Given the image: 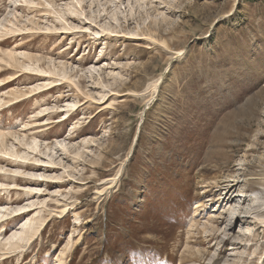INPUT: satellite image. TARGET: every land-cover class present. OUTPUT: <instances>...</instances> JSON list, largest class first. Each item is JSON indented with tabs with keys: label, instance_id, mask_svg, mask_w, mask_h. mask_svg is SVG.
I'll return each mask as SVG.
<instances>
[{
	"label": "rangeland",
	"instance_id": "1",
	"mask_svg": "<svg viewBox=\"0 0 264 264\" xmlns=\"http://www.w3.org/2000/svg\"><path fill=\"white\" fill-rule=\"evenodd\" d=\"M1 70L0 264H264V0H0Z\"/></svg>",
	"mask_w": 264,
	"mask_h": 264
},
{
	"label": "bare ground",
	"instance_id": "2",
	"mask_svg": "<svg viewBox=\"0 0 264 264\" xmlns=\"http://www.w3.org/2000/svg\"><path fill=\"white\" fill-rule=\"evenodd\" d=\"M7 74H9V71L8 70H1L0 71V78H2V77H4V76H6ZM35 75V73H30V72H25L23 75H20V77H25V76H28V77H31V78H39L38 80H40L42 77H38V76H34ZM42 79H44V78H42ZM41 79V80H42ZM2 80H0V82H1ZM14 81H17V79H13V80H11V81H8V82H6V83H3V84H1L0 85V88H2V87H6L7 86V84L8 85H10V84H12V82H14ZM53 86H55V88L53 87ZM52 87H53V89H58V88H56V85H53ZM61 86L63 87L64 85H62L61 84ZM52 87H49V88H47L46 90H49V89H51ZM39 89V88H38ZM41 92V91H40ZM40 92H37L36 94H34L32 97L33 98H35V97H39V95H40ZM43 92V91H42ZM35 96V97H34ZM18 98H20V97H18ZM17 99V98H16ZM9 102H11V101H8V103ZM4 106V105H3ZM74 107V106H73ZM69 108V107H68ZM73 109V108H72ZM77 109H78V111H79V107L78 108H76V107H74V109L72 110V113H70V114H72L71 116H73V115H76L78 112H77ZM71 110V109H70ZM69 113V112H68ZM70 114H67V118L65 119V120H67L68 118H70L71 116H69ZM45 116V115H44ZM69 116V117H68ZM64 120V121H65ZM6 137H8L7 135H5V134H2V133H0V138H2L3 139V141H4V139L6 138ZM1 141V140H0ZM2 141V144L4 143ZM31 150H33V152H36L37 150H38V148L36 147V148H33V147H29ZM17 152V151H16ZM15 155V157H18L19 159L21 158L20 156H18V152L17 153H15L14 154ZM12 157V156H11ZM24 160L26 159L27 160V158H23ZM23 159H21V160H23ZM6 160H4L3 158H0V162H5ZM39 161V160H38ZM8 165H13V166H17V167H19L21 164H18L17 162L16 163H11V162H8ZM24 166V165H23ZM41 166V165H40ZM25 168V167H24ZM26 168H27V170H34V168L35 167H32V166H26ZM40 169V168H39ZM41 176V175H40ZM43 176V175H42ZM38 178V177H37ZM43 178V177H42ZM18 179H20V178H13V181H14V183H15V188L13 189V190H18L17 188H16V186H18V182L19 181H21V180H18ZM35 180V179H34ZM115 181V180H114ZM113 180H112V183L114 182ZM25 182H31V183H33V182H35V183H38V182H36V181H33V180H26ZM21 183V182H20ZM35 183H34V185H35ZM3 187H0V190H3L2 189ZM26 191V190H25ZM255 193V192H254ZM29 194V193H28ZM257 199V198H256ZM257 201L259 202L260 201V199L258 200L257 199ZM261 201H263V200H261ZM15 203V202H14ZM264 203V202H263ZM13 203H10V205H12ZM0 207H1V205H0ZM15 212H17L16 210H15ZM14 212V213H15ZM61 212H63V211H61ZM28 215V214H27ZM27 215H25L24 214V212H22V213H18V214H15L14 216H8V214H3V216L0 218V237H1V235H7V229L5 228V224L7 223V222H11V221H14L15 219H17L18 217H20V218H22V217H24V216H27ZM34 221H36V220H34V219H31L30 220V222L32 223V224H34L33 222ZM39 221V223H40V225L41 226H39L38 228H41V227H43V226H45V225H47V223L46 222H41L42 221V219H39L38 220ZM30 223V224H31ZM48 223H50V222H48ZM32 224H31V226H27V224L24 226V229H23V231L22 232H20L19 234L20 235H23V237H19V238H17V236H13V237H11L10 239H8L9 240V243L7 244V245H9V246H11L12 247V249H14V250H16V249H20L21 247H20V243H23L24 241L28 244V243H33L35 240H36V237H37V232H38V228H36V227H34L33 228V226H32ZM18 226V225H17ZM48 226V225H47ZM16 228V227H15ZM42 232H43V230H42ZM42 232H41V235H42ZM70 238V242L72 241V237L70 236L69 237ZM33 245V244H32ZM28 246V245H27ZM68 246H69V244H68ZM29 247V246H28ZM27 249V248H26ZM25 249V250H26ZM25 252V251H24ZM64 254V252L62 253V255Z\"/></svg>",
	"mask_w": 264,
	"mask_h": 264
}]
</instances>
